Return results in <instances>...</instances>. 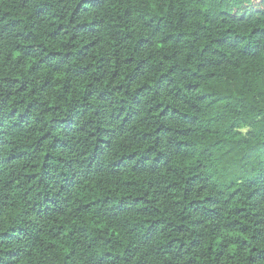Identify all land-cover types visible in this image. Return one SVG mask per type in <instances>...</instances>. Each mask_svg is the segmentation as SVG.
<instances>
[{
  "label": "trees",
  "instance_id": "trees-1",
  "mask_svg": "<svg viewBox=\"0 0 264 264\" xmlns=\"http://www.w3.org/2000/svg\"><path fill=\"white\" fill-rule=\"evenodd\" d=\"M0 264H264V0H0Z\"/></svg>",
  "mask_w": 264,
  "mask_h": 264
}]
</instances>
